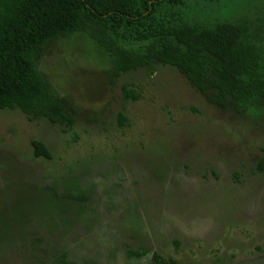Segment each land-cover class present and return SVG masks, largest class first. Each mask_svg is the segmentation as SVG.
I'll return each instance as SVG.
<instances>
[{
    "label": "rangeland",
    "instance_id": "obj_1",
    "mask_svg": "<svg viewBox=\"0 0 264 264\" xmlns=\"http://www.w3.org/2000/svg\"><path fill=\"white\" fill-rule=\"evenodd\" d=\"M186 12L251 24L264 48V0H188ZM153 66L112 77L83 33L44 46L36 69L74 123L0 111V264H264V120Z\"/></svg>",
    "mask_w": 264,
    "mask_h": 264
},
{
    "label": "trees",
    "instance_id": "obj_2",
    "mask_svg": "<svg viewBox=\"0 0 264 264\" xmlns=\"http://www.w3.org/2000/svg\"><path fill=\"white\" fill-rule=\"evenodd\" d=\"M187 5L188 0H0V111L71 127L74 118L50 94L36 59L47 43L83 33L110 58L112 77L140 68L152 72L154 63L170 66L199 93L211 92L212 105L264 120L262 34L253 35L255 26L245 22H191ZM129 87L122 86L123 97L136 100ZM124 121L119 113L120 126ZM30 147L35 159L51 158L42 142L31 140ZM152 258L166 264L156 254ZM60 264L71 263L62 256Z\"/></svg>",
    "mask_w": 264,
    "mask_h": 264
}]
</instances>
